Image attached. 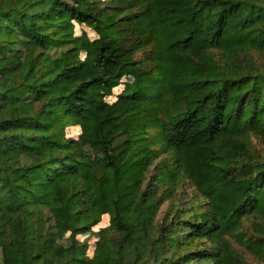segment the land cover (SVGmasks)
Here are the masks:
<instances>
[{
  "label": "trees",
  "instance_id": "16d2710c",
  "mask_svg": "<svg viewBox=\"0 0 264 264\" xmlns=\"http://www.w3.org/2000/svg\"><path fill=\"white\" fill-rule=\"evenodd\" d=\"M246 256L264 264V0H0V264Z\"/></svg>",
  "mask_w": 264,
  "mask_h": 264
},
{
  "label": "rangeland",
  "instance_id": "374dc122",
  "mask_svg": "<svg viewBox=\"0 0 264 264\" xmlns=\"http://www.w3.org/2000/svg\"><path fill=\"white\" fill-rule=\"evenodd\" d=\"M77 133H78V131H77L76 129H74V128H70V129H68V130L66 131V134H67L68 136H76ZM181 192H182V191H180V193H181ZM188 194H190V193H188ZM187 196H189V195H185L184 198H186ZM169 203H170V201L166 202L163 208H166V207H167V204H169ZM106 224H107V217L104 216L103 221L100 223V225H99L98 227H95V228L93 229L94 232H96V231L99 230L100 228L105 227ZM94 232H92V234H91V233H87V234H85V235H81V236L79 237V238H81V240H83V239H85V238L88 239V244H90V247H89V251H90V252H91V250L93 249V247H92V243L94 242V240H95V238H96V237L93 235ZM246 259L248 260L249 263H251V264H256V263L253 262V260L250 259L248 256H246Z\"/></svg>",
  "mask_w": 264,
  "mask_h": 264
}]
</instances>
